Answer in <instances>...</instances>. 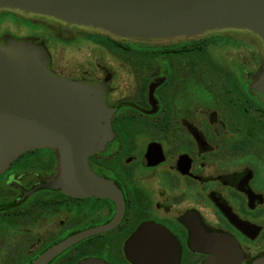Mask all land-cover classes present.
<instances>
[{
    "label": "flooded vegetation",
    "instance_id": "obj_1",
    "mask_svg": "<svg viewBox=\"0 0 264 264\" xmlns=\"http://www.w3.org/2000/svg\"><path fill=\"white\" fill-rule=\"evenodd\" d=\"M5 14L32 31L0 23V45L37 44L53 74L101 89L111 126L86 155L88 193L76 192L78 169L65 167L60 145L21 151L0 170V264H264V46L255 33L144 42ZM79 38L94 45L81 60Z\"/></svg>",
    "mask_w": 264,
    "mask_h": 264
},
{
    "label": "water",
    "instance_id": "obj_2",
    "mask_svg": "<svg viewBox=\"0 0 264 264\" xmlns=\"http://www.w3.org/2000/svg\"><path fill=\"white\" fill-rule=\"evenodd\" d=\"M1 9L144 40L245 28L264 46V0H0ZM107 112L101 89L53 74L39 45H0V170L21 151L60 145L65 167L78 169L76 192L88 193L91 174L85 159L105 145L111 126Z\"/></svg>",
    "mask_w": 264,
    "mask_h": 264
},
{
    "label": "rangeland",
    "instance_id": "obj_3",
    "mask_svg": "<svg viewBox=\"0 0 264 264\" xmlns=\"http://www.w3.org/2000/svg\"><path fill=\"white\" fill-rule=\"evenodd\" d=\"M19 11V10H18ZM28 14H35V13H28ZM38 15H41V14H38ZM46 16V15H44ZM50 17V16H49ZM54 18V17H53ZM35 20V18H34ZM5 21V22H4ZM11 22V23H10ZM46 23H48V21H45ZM65 22V21H64ZM0 23L1 25L3 24L4 26H6L7 28H9L11 31H13L14 33L18 34V35H22L24 33H27L29 31H32V28L30 26L29 23H27L26 21L24 20H20L18 19V17L16 18H12L11 19V15L9 14H5V15H1L0 16ZM68 23V22H67ZM72 24V23H71ZM80 26V25H79ZM97 29V28H96ZM223 29H239V30H249V29H245V28H235V27H225V28H222V29H217V30H223ZM213 30H216V29H213ZM208 31H211V30H208ZM251 31V30H249ZM252 32V31H251ZM254 33V32H253ZM256 34V33H255ZM200 34L198 35H195L196 37L199 36ZM257 35V34H256ZM113 36V35H112ZM184 36V35H182ZM258 36V35H257ZM116 37V36H114ZM175 37H180V36H175ZM259 37V36H258ZM118 38H121V37H118ZM173 37H170V38H163L162 40H167V39H171ZM260 38V37H259ZM129 39H135V40H140V41H144V42H151L152 40H144V39H136V38H129ZM158 39V38H156ZM261 39V38H260ZM262 41V40H261ZM263 44V42H262ZM76 45H77V48H78V51H77V58H79V60L81 59H84L85 56L87 55L86 53L89 52V50L91 48L94 47L93 44L89 43V42H86L84 40H82V38H79L77 41H76Z\"/></svg>",
    "mask_w": 264,
    "mask_h": 264
},
{
    "label": "trees",
    "instance_id": "obj_4",
    "mask_svg": "<svg viewBox=\"0 0 264 264\" xmlns=\"http://www.w3.org/2000/svg\"><path fill=\"white\" fill-rule=\"evenodd\" d=\"M104 45H107V46H114V45H116V44L107 42V43H104Z\"/></svg>",
    "mask_w": 264,
    "mask_h": 264
}]
</instances>
